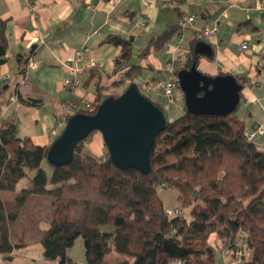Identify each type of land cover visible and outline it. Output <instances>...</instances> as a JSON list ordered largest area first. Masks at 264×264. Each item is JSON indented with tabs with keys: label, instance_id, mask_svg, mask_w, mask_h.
Wrapping results in <instances>:
<instances>
[{
	"label": "trees",
	"instance_id": "16d2710c",
	"mask_svg": "<svg viewBox=\"0 0 264 264\" xmlns=\"http://www.w3.org/2000/svg\"><path fill=\"white\" fill-rule=\"evenodd\" d=\"M179 29L171 26L150 44L161 49ZM105 42L121 48L115 70H122L131 39ZM192 66L176 65L175 75ZM133 69L123 75L132 77ZM117 84L97 82L96 102L128 86L102 95ZM25 103L41 106L39 100ZM181 107L155 137L146 176L116 168L104 145L100 156L82 155L96 132L78 142L69 164L56 167L47 152L57 137L38 145L15 123L0 122V256L10 260L12 252L40 245L44 261L76 264L66 251L81 237L85 264H215L220 248L241 250L243 264H264V152L245 135L259 124L245 131L236 110L195 115ZM159 186L177 191L175 207L183 216L167 215ZM211 235L217 245L209 243Z\"/></svg>",
	"mask_w": 264,
	"mask_h": 264
},
{
	"label": "crops",
	"instance_id": "0c3cea01",
	"mask_svg": "<svg viewBox=\"0 0 264 264\" xmlns=\"http://www.w3.org/2000/svg\"><path fill=\"white\" fill-rule=\"evenodd\" d=\"M108 1L0 0V122L15 123L19 134L48 145L64 125L56 124L60 105L82 96L96 101L97 82L118 83L103 89L102 95L135 83L147 96H162L156 86L168 79L173 59L177 65L192 62L211 77L234 76L243 86L235 115L245 131L264 125V0H114L112 6ZM188 16L194 18L192 23L185 21ZM180 23L184 28L155 50L150 42ZM206 26L216 28L209 38L201 33ZM111 36L131 39L124 70H115L121 48L105 42ZM28 53L34 62L29 70L24 62ZM132 67V77L123 75ZM69 69L83 84L82 93L62 87L61 79L71 77ZM26 100H39L41 106H27ZM252 141L264 152V131ZM98 142L96 132L90 146L100 148L101 155L103 145ZM216 242L211 235L209 243ZM18 252H12L10 260L0 256V261L12 264L27 258Z\"/></svg>",
	"mask_w": 264,
	"mask_h": 264
},
{
	"label": "water",
	"instance_id": "95a60500",
	"mask_svg": "<svg viewBox=\"0 0 264 264\" xmlns=\"http://www.w3.org/2000/svg\"><path fill=\"white\" fill-rule=\"evenodd\" d=\"M176 77L189 114L226 116L239 105L243 86L232 75L211 77L193 64L188 70H180ZM168 121L164 110L143 96L135 83H130L118 96L101 101L94 114L70 117L50 145L47 161L56 167L69 164L78 142L99 132L116 168L135 169L146 176L151 171L149 154L155 137Z\"/></svg>",
	"mask_w": 264,
	"mask_h": 264
},
{
	"label": "rangeland",
	"instance_id": "374dc122",
	"mask_svg": "<svg viewBox=\"0 0 264 264\" xmlns=\"http://www.w3.org/2000/svg\"><path fill=\"white\" fill-rule=\"evenodd\" d=\"M30 53H28L26 55V59L24 60L26 66L29 62V59H30ZM189 62V61H188ZM102 65V64H99V66ZM75 71L73 69H69L68 73L71 75L73 74ZM75 74V73H74ZM164 74V73H163ZM76 77V75H75ZM68 77H65L63 79H61V84H62V80L66 79ZM71 78V77H70ZM76 80L78 81L79 83V87L81 89V91L79 93H82L83 92V84L78 80V78H76ZM124 84H125V81H124ZM128 85V84H127ZM126 85V86H127ZM141 90V89H140ZM113 92H120V91H115L114 89L112 90ZM111 90H105L103 91V96H107L108 94H110L112 92ZM79 93H75V94H79ZM148 96H150V99L153 101V102H156L163 110L164 112L166 113V116L168 119H176L178 118L182 113V109L179 110L177 108V106L175 104H168L166 102V100L164 99V97L160 96L158 93H151V94H148ZM84 97V99H86L85 101L89 102L91 105L94 106V109H92L91 111H93V113L91 114H94V112L96 111L97 109V106L100 102H96L95 100H91L89 99L88 97L86 96H82ZM106 98V97H105ZM104 98V99H105ZM103 99V100H104ZM102 100V101H103ZM77 103L73 108H70L69 110L66 108V106H64L66 103H63L62 105H60V113L59 114V117H57L58 121L56 122V124H58L59 126L61 125L60 123H66V121L72 117L73 115L75 114H78V113H73V111H75L76 109H78V111H81L79 113H82V112H85V113H82V114H87V111L85 108H83L81 106V104H79L77 101L75 100H72L70 101L71 104L73 103ZM93 108V107H92ZM64 115L65 119L62 118ZM89 115V114H87ZM61 119H64L65 121H61ZM61 121V122H60ZM64 123V125H65ZM64 125H63V128H64ZM61 130H59L55 135H54V138L55 137H58L61 133V131L63 130L62 126H60ZM98 135L101 137V134L99 132H97ZM97 135V134H96ZM101 145H104L103 144V140H102V137H101V142H98L97 145L100 146ZM94 145L90 146L87 145L84 150H83V153L82 155H85V154H92L93 156H100L98 155L100 151V148H98L97 146H95L94 148H92ZM103 148V146H102ZM103 151V149H102ZM106 151V150H105ZM43 167L44 169L47 171V173H51L50 172V168L46 165V163L43 164ZM157 193H158V196L159 198L162 200V202L168 207V208H174L175 206H180L178 203L175 204L176 202V195H177V191L174 190V189H165V188H162V187H157ZM174 205V206H173ZM173 206V207H172ZM30 250H25V251H19L18 254L21 253L20 257L21 256H24L22 253H26L27 254V258L25 260H22L21 262H19L20 260H15L12 264H54V263H50V262H46L42 259V248L40 245H34L30 248H28ZM40 249H41V252H40ZM17 254V255H18ZM66 254L69 256V258H71L76 264H85V256H84V248H83V240L81 237H78L73 245L71 247H69L66 251ZM1 264H6L7 262L5 261H0Z\"/></svg>",
	"mask_w": 264,
	"mask_h": 264
},
{
	"label": "built area",
	"instance_id": "2783aa9c",
	"mask_svg": "<svg viewBox=\"0 0 264 264\" xmlns=\"http://www.w3.org/2000/svg\"><path fill=\"white\" fill-rule=\"evenodd\" d=\"M117 1V0H116ZM114 2V0H110L107 2L108 6H112V3ZM194 20V18L192 16H188L185 21L187 23H192ZM185 26L184 23H180V28L183 29ZM216 32V28L214 26H206L204 28L201 29V33L202 36L205 38H209L210 36L214 35V33ZM246 45L243 43L241 45V48H245ZM80 52H78L79 54ZM178 61L175 60H171L170 62V74L168 79H166L165 81L158 83V85L156 86L162 96L164 97V99L166 100V102L168 104H178V107L180 106H184L181 102V98L180 97V89L178 87V83H177V77L175 75L174 72V67L177 65ZM260 64H263V62H261ZM34 67V62L32 61V59H29V62L26 66V69H33ZM125 67L122 68V70H124ZM23 85H26L25 83V76L22 82ZM62 87L64 89H69L70 91H72L73 93H79L81 91L80 87H79V83L76 80L75 74H71V78H66L64 80H62ZM148 87H146L147 89ZM182 94V93H181ZM86 99H84V97H81L79 99V104H81V106L83 108H85L87 111V114H91L93 113V111H91L92 109H94V106L91 105L89 102L85 101ZM184 100L183 98V94H182V101ZM177 103V104H176ZM77 103H73L71 104L70 101H67L66 104L64 106H66V108L69 110L70 108H73ZM93 107V108H92ZM81 111H78V109H76L75 111H73V113H79ZM85 113V112H82ZM64 115H63V117ZM64 119H61V121H65ZM60 121V122H61ZM65 123V122H64ZM61 124V123H60ZM264 129V125H259L257 126L255 129L250 130L245 132V135L249 138L252 139L256 134H261L263 132ZM166 213L168 216H183V212L177 208H169L166 210ZM241 256H242V251L239 250L237 252H233L230 249H225V248H220L217 252H216V257L217 260L215 262V264H243V262L241 261ZM176 264H180V262H177Z\"/></svg>",
	"mask_w": 264,
	"mask_h": 264
},
{
	"label": "bare ground",
	"instance_id": "6f19581e",
	"mask_svg": "<svg viewBox=\"0 0 264 264\" xmlns=\"http://www.w3.org/2000/svg\"><path fill=\"white\" fill-rule=\"evenodd\" d=\"M182 104L184 105V102L182 101Z\"/></svg>",
	"mask_w": 264,
	"mask_h": 264
}]
</instances>
